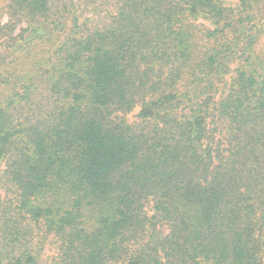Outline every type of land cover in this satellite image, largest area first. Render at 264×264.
<instances>
[{
	"label": "trees",
	"instance_id": "16d2710c",
	"mask_svg": "<svg viewBox=\"0 0 264 264\" xmlns=\"http://www.w3.org/2000/svg\"><path fill=\"white\" fill-rule=\"evenodd\" d=\"M5 1L0 264H264V0Z\"/></svg>",
	"mask_w": 264,
	"mask_h": 264
},
{
	"label": "rangeland",
	"instance_id": "374dc122",
	"mask_svg": "<svg viewBox=\"0 0 264 264\" xmlns=\"http://www.w3.org/2000/svg\"><path fill=\"white\" fill-rule=\"evenodd\" d=\"M226 5L230 6H235L238 3V0H222ZM6 4L5 0H0V8L2 9V13L5 11L4 10V6ZM3 21L6 20V16H2ZM264 21V19H263ZM198 22L200 23H206V25L209 24L208 20H205L204 18H199ZM258 50L262 51L264 53V34L262 35V37L259 39L258 41ZM236 64V63H235ZM233 64V66L235 65ZM232 66V68H233ZM236 67V65L234 66ZM234 69V68H233ZM140 110V107H136L133 111H131L130 113H127L125 115L121 114V116H125L126 121H128L129 123H137L138 121H140V117L138 116V112ZM3 168V165L0 166V169ZM2 184H0V193H4V188H2ZM147 211L148 214H153L154 210L152 208V203H149L147 205ZM42 233V232H41ZM38 245L37 248L39 250V254L40 257L43 261H45L46 263H50L53 258L56 257L57 254V250H58V246H59V241L58 238L53 235V234H48L47 236H45L42 241H38Z\"/></svg>",
	"mask_w": 264,
	"mask_h": 264
}]
</instances>
